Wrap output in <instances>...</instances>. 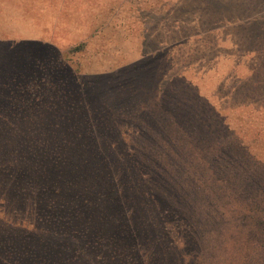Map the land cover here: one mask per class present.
Segmentation results:
<instances>
[{
  "label": "trees",
  "instance_id": "16d2710c",
  "mask_svg": "<svg viewBox=\"0 0 264 264\" xmlns=\"http://www.w3.org/2000/svg\"><path fill=\"white\" fill-rule=\"evenodd\" d=\"M213 1L219 7L199 0L181 1L178 10L173 6L169 29L178 33L166 34L195 30L210 35L222 21L241 23L244 29L260 21L263 33L245 35L241 47L245 54L264 56V12L252 10L253 4L241 7V0ZM190 38L160 44L185 46ZM162 49L151 53V65ZM16 56L0 53V264H167L151 245L154 252L167 251L169 240L163 238L178 236L180 230L191 234L177 263L208 264L207 249L213 259L219 253L223 258L238 220L251 219L264 235V168H254L257 160L246 149L236 157L230 144L216 146L226 164L233 165L229 171H204L195 157L185 167L184 158L177 157L175 172H169L167 157L151 158L150 139L142 143L126 136L133 130L148 137L151 131V141L182 147L177 135H202L199 110L160 101L151 111V125L143 129L132 125L136 122H110L108 117L126 110L117 95L123 85L115 91L106 81L60 76L51 79L49 93L35 94L31 86L38 78L26 86L20 76L33 60ZM191 91L196 93L192 85ZM26 92L34 102L25 106ZM222 134L218 130L214 135ZM197 143L209 157L210 149L218 153L212 142ZM134 145L136 155L128 153ZM165 170L170 178L162 174Z\"/></svg>",
  "mask_w": 264,
  "mask_h": 264
},
{
  "label": "rangeland",
  "instance_id": "374dc122",
  "mask_svg": "<svg viewBox=\"0 0 264 264\" xmlns=\"http://www.w3.org/2000/svg\"><path fill=\"white\" fill-rule=\"evenodd\" d=\"M181 1L184 2L0 0V53L10 58L18 55L16 57L25 56L33 60L29 62L32 66L23 68L20 76L25 77L26 86H29L27 82L30 83V78H38V82L31 86L35 94L49 93L51 79L60 76L91 78L85 83L106 81L110 88L115 86V91L119 85H123L116 94L119 105L126 106V110L108 117L106 120L110 122H136L132 125L143 129L151 125V111L160 101L169 103L170 107L180 104L189 111L199 110L203 115L200 123L202 135H192L190 139L177 135L179 139L176 141L182 143V147L164 146L151 141V131H147L148 137L133 130L126 133V136L138 137L142 143L144 138L150 139L151 158L160 161L159 158L167 157L168 163H172L166 168L169 172H175L173 158L177 157L184 158L185 162H182L185 167H189L186 160L191 161L195 157L198 167L204 171L212 170L210 173L216 168L227 171L234 169L233 165L226 164V158L219 155V151L223 150L216 146L220 144L226 147L230 144L233 153L238 154L236 157L244 154L246 149L257 160L254 168L263 170L264 56L245 54L241 47L245 35L255 37L263 33L259 26L261 23L252 22L244 29L241 23L222 21L210 35H201L195 30L168 35L167 31L178 33V29L169 28L175 15L173 6H178L175 10L181 9ZM199 1L219 7L217 1ZM241 2L243 8L253 4L250 6L252 10L264 12V0ZM200 9H203L202 4ZM188 34L191 38L185 46L172 48L171 45L160 44L161 41H173L172 38L179 40ZM167 37L169 40H165ZM82 44H85L82 51L71 53V49ZM161 47L163 49L157 53L158 59L151 65V55H154L151 53ZM23 61L27 59L23 58ZM191 85L195 94H192ZM22 97L25 106L34 102L28 92ZM218 130H222L223 134L215 137ZM198 140L212 142L211 148L218 149V153L213 154V149H210L208 155L211 157L207 156V148L198 144ZM195 144L199 146L197 152ZM136 149L134 145L132 152L128 153L136 155ZM206 157L209 159L204 162ZM243 160L246 162V157ZM166 170L162 174L170 178ZM252 222L245 219L234 223L232 239L225 243L223 249L226 252L224 259L221 253L213 259L208 248V260L211 261L208 264H264V235ZM181 232L178 236L165 235L163 239L169 240L167 251L159 249L160 252H154L151 245L152 252L164 257L167 264H178L176 257L181 262L182 245L191 231L186 234ZM170 241L173 242L172 247ZM140 250L141 257L146 258L145 248ZM203 262L198 264H207Z\"/></svg>",
  "mask_w": 264,
  "mask_h": 264
}]
</instances>
